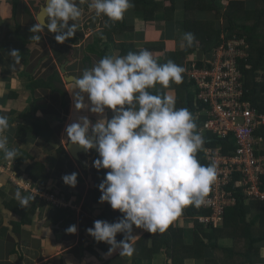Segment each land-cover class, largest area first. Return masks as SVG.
I'll return each instance as SVG.
<instances>
[{
    "label": "crops",
    "instance_id": "crops-1",
    "mask_svg": "<svg viewBox=\"0 0 264 264\" xmlns=\"http://www.w3.org/2000/svg\"><path fill=\"white\" fill-rule=\"evenodd\" d=\"M36 1L40 7L41 0H19L16 16L13 19L12 0H0V115H6L9 118L11 127L6 133L9 146L17 149L20 158H22L21 152L31 157L18 166L15 160L5 161L0 154V179L3 181V186L0 187V264H219L217 257L224 260L220 264H234L232 261L223 259L222 253L210 249V244L206 245L208 239L203 234L202 228L208 226L199 224L195 219L197 215L191 217L186 215L185 209L167 226L168 230L176 233V241L188 248L187 252L177 248L175 252L177 258L171 257L163 244L155 248L151 237H145L147 231L143 229L133 227L132 235L138 237L133 241L135 252L131 256L119 255V249L108 255L107 244L96 242L87 234L86 230L93 226L94 221L104 220L113 223L123 215L118 210H113L106 202L98 203L101 195L98 185L105 178L103 175L110 170L98 171L93 167V150L80 154L78 160H74L66 150L68 140L64 130L67 125L75 122L82 115L88 116L93 122L100 117L87 110L78 112L74 109L70 93L73 84L65 82L60 66L67 63L66 73L76 77L75 73L82 67L83 69L91 68L100 60L96 54L88 52L89 45L94 41L93 29L97 23L95 18L91 20L90 17L88 19L90 21L86 24L81 23L80 26L77 23L78 31L63 44L57 43L54 39L55 34L45 29L40 32L44 38L43 43H39L40 45L36 43L33 46L28 43L26 46V42L31 40L28 34L32 24L30 15L35 17L37 15L30 5L37 9L35 4H31ZM148 1L150 2L148 8L133 7L125 13L123 19L125 29L113 35L114 42L108 43L107 56H119V50L114 44H124L136 52L147 49L154 60L165 59L168 54H177L184 49L180 46V40L183 33L189 32L185 29L187 21L209 22L218 29H223L227 25L222 15L230 0H216L219 6L218 12L207 2L203 8V3L198 0H173V7L170 6V0ZM241 1L245 2L244 9H250V11L257 3V0ZM77 2L83 16V3L89 11L87 0L83 3L80 0ZM39 7L35 10L36 13ZM26 8L28 13L25 11ZM45 22H48L47 17ZM71 23L72 21H69V25ZM16 25L20 27V34L24 36L16 35ZM103 27L102 19L101 26L95 29L96 32ZM85 30L89 32L85 33ZM104 47L100 46L101 49ZM11 50H18L21 55L24 51L30 50V56L27 61L20 60L17 64L15 57L8 55ZM69 52L77 55H71ZM69 54L73 60L64 61ZM203 57V52L196 51L192 56L185 57L183 67L186 68L190 63L202 60ZM53 69L59 72L64 82L63 85H57V89L67 94L65 109L61 106V95L58 92L46 88H37L31 92L27 88L29 78L34 81H45L52 74ZM157 89L165 93L174 91L175 94L173 83H170L167 89L161 85ZM152 90L156 89L152 88ZM85 102H88L86 96ZM104 115L111 118L112 112L106 109ZM57 120L59 123L54 122ZM31 121L55 123L52 125L55 135L48 144L42 141L31 142L30 137L26 142L17 140L16 135L21 133V127L29 125ZM60 146L65 148L70 157V163L63 156L56 154L55 151ZM44 158L49 161V166L48 163H43ZM36 162L44 166L43 172L45 176L48 173V176L41 175L37 185L33 187L39 191V194L34 196L15 186L11 176L25 179L26 171L30 172ZM64 166L65 171L70 169L72 172L81 173L82 182H77L74 188L71 187L74 194L69 200L57 197L62 199L64 204L54 208L66 210V213L61 212L58 216H54L53 206L44 195L53 194L50 191L57 192L56 181L60 180L64 174H68L63 170ZM16 167L19 171H16ZM61 170L64 172L61 173ZM96 189L97 194H95ZM17 191L22 196L30 197L36 208L35 214L30 216L31 223L28 226L19 224L20 218L12 212V205L9 206L12 200L19 202L15 198ZM71 225L77 228L74 234L66 231ZM120 234L122 233L116 236L120 237ZM220 243L227 245L229 241L221 240ZM260 256L264 258V247L260 249ZM181 258L185 260L180 262Z\"/></svg>",
    "mask_w": 264,
    "mask_h": 264
},
{
    "label": "clouds",
    "instance_id": "clouds-1",
    "mask_svg": "<svg viewBox=\"0 0 264 264\" xmlns=\"http://www.w3.org/2000/svg\"><path fill=\"white\" fill-rule=\"evenodd\" d=\"M81 3L85 0H80ZM94 18H107L117 22L134 7L133 0H87ZM44 14L47 23L35 24L31 32L54 33L57 43L63 44L78 31L82 9L77 0H46ZM69 21H72L69 25ZM31 39L40 41L41 36ZM195 35L185 32L180 46L191 48ZM8 55L21 60L18 50ZM186 69L171 60L159 64L147 49L129 52L124 56H105L79 77L72 78L71 90L74 109L87 110L100 118L95 122L88 116H79L65 128L67 140L83 150L95 149L98 159L93 167L109 169L98 185L101 192L98 203H108L123 214L118 221L109 223L96 220L87 234L96 242L110 247L108 255L119 249V255L131 256L135 252L133 227L149 233L163 232L185 207H199L205 203L211 186L217 178L214 164L204 165L197 153L205 144L195 122V114L186 106L176 107L174 91L152 94L149 89L157 84L167 89L170 83L181 84ZM87 97V103L85 102ZM112 112L111 118L104 115ZM9 118L0 115V154L13 162L19 153L9 146L7 131ZM78 174L61 177L63 183L75 187ZM3 181L0 179V187ZM15 198L21 207L28 205L30 197L19 191ZM74 234L75 225L66 230ZM123 233L124 238L116 240Z\"/></svg>",
    "mask_w": 264,
    "mask_h": 264
},
{
    "label": "trees",
    "instance_id": "trees-1",
    "mask_svg": "<svg viewBox=\"0 0 264 264\" xmlns=\"http://www.w3.org/2000/svg\"><path fill=\"white\" fill-rule=\"evenodd\" d=\"M170 6L173 7V0H170ZM203 3V8H205V2L210 3V7L218 12V4L216 0H198ZM261 4L263 3V7L255 6L253 10L250 9L244 10L245 2L241 0H230L228 5L224 10V15H222L223 19L226 21V26L223 29L214 28L212 23L205 21H196L195 23L187 21L185 29L195 35V43L191 48H184L177 54H168L165 59H157V63L163 64L168 60L173 61L177 65L183 67V60L187 56H192L196 51L203 52V59L197 61L198 66H203V64L212 57L214 49H216L223 41L222 35L225 36L226 39L231 38L233 35L238 37H245L247 44L249 46L248 50V60L247 62L243 61L242 64V74H243V82L246 89H251V95L247 98L253 103H256L259 100V95L257 96V84L254 81V77L259 69L264 68V31L262 29L264 23V0H260ZM19 0H12L13 4V19L16 16V7L18 5ZM134 8H148L150 6V2L148 0H133ZM85 9L87 6L83 3ZM157 8V7H156ZM154 10V9H153ZM152 10V12H153ZM25 11L28 13V9ZM150 11V10H149ZM151 12V11H150ZM219 14V13H218ZM250 14L253 15V18L250 22H243L244 20H249ZM245 15V16H244ZM244 16V17H243ZM32 24L29 28L28 34L32 37L35 35H40V32H31L30 29L35 24L36 19L35 16L30 15ZM107 18H104V27L102 30L98 31L94 36V41L89 45L88 52L96 54L100 59L107 56V46L108 43H113V35L118 31L121 32L125 29L124 21L111 22L108 21V26L105 27V21ZM20 27L18 25L15 26V33L19 36H24L20 34ZM226 34H222L224 32ZM41 36V35H40ZM44 38L41 36L40 41L31 39L29 42H26V46L30 43L32 46L36 43H43ZM104 43L106 44L103 49L100 48V45ZM115 48L119 50V56H124L129 52H136L133 49H130V46L117 45L114 44ZM130 49V50H129ZM71 51H73L71 49ZM71 54V52H69ZM69 54V55H70ZM67 55L64 61H72L73 57ZM30 56V50H26L21 55V61H27V58ZM63 61V60H61ZM88 62V61H87ZM30 82L27 88L32 92L37 88H46L50 89L53 92H58L61 95V106L63 109L66 108L67 94L57 89V85H63L64 82L59 72L56 69H53L52 74L48 77L47 80H32L29 78ZM175 94H176V107H188L195 114V122L197 125H200L203 121L204 117L198 115V112L202 109L199 102L196 100L197 89L195 86V82L184 72L183 73V82L181 84H174ZM261 87V86H260ZM263 89V87H261ZM152 94H163L165 93L163 90H152L149 89ZM260 112L263 111L259 109ZM55 123H59V120L54 121ZM39 123L31 121L29 125L22 126V130L18 135H16L17 140L21 142H26L30 137V141H42L44 144H48L49 141L54 137L55 133L52 129L53 123ZM54 123V124H55ZM259 136H261L264 140V127H260L257 132ZM31 134V135H30ZM205 139V147H216L223 146V152H227L229 149H233V145H226L221 141L213 140V136L211 134L203 135ZM212 139L211 141H208ZM56 154H59L65 158L69 162L70 157L67 155L65 148L60 146L56 151ZM93 162L98 159V153L93 150ZM22 158H16L15 161L18 166L22 165L25 160L30 159L31 157L27 153H20ZM264 154V152H263ZM197 159L201 164L208 165L211 164L207 161L203 150L201 149L197 153ZM70 163V162H69ZM37 168L38 171L34 170ZM42 168V173L45 176V172H43V165L39 162H36L31 171L27 172L25 176V180L29 181L33 186L37 185L39 178L42 176L39 174ZM69 167V166H68ZM69 169V168H68ZM34 170V171H33ZM16 171H19V168L16 167ZM70 171V169H69ZM72 171H70L71 173ZM74 172V171H73ZM72 172V173H73ZM68 173V174H70ZM77 173V172H75ZM78 174V173H77ZM40 175V176H39ZM48 173L46 174V176ZM65 175V174H64ZM45 176V177H46ZM77 182H82L80 178V174L77 176ZM260 188L264 190V176L260 178ZM57 192L50 191L58 198H63L69 200L71 196L74 194L72 188L65 185L63 181L58 183ZM231 189V187H229ZM233 194L235 196V204L231 207L225 209L224 217L222 224L214 228L212 226H208L207 228H202L203 234L207 236V244H210V249L215 250L217 252L222 253L223 259L226 261H232L234 264H264V258L260 256V249L264 247V205L259 201L249 200L245 195H243L241 189L233 188ZM98 190H95V194H97ZM30 194V192H29ZM94 194V195H95ZM12 205V212L20 218V225L28 226L31 223L30 216L35 214L36 208L30 199V202L24 208L21 207L19 202L9 203V206ZM54 216H58L61 212H65L66 210H59L52 207ZM185 214L189 217L194 215H208L207 211H203L196 206L189 205L184 208ZM123 216V215H122ZM169 232V233H168ZM145 237H151L152 243L155 248L161 247V244L164 245L165 250L171 255L173 258H177L175 255L176 249L181 248L184 252L188 251V248L176 241V233L168 230V227L165 228L163 232L157 231L155 233H146ZM124 238V234H120L116 236V240L120 241ZM221 240H227L229 243L227 245H223L220 243ZM158 246V247H157ZM109 245H106V248H109ZM191 249H193L191 247ZM194 250V249H193ZM219 264L224 262V260L217 257ZM185 258H181L179 261L183 262ZM231 264V263H230Z\"/></svg>",
    "mask_w": 264,
    "mask_h": 264
},
{
    "label": "built area",
    "instance_id": "built-area-1",
    "mask_svg": "<svg viewBox=\"0 0 264 264\" xmlns=\"http://www.w3.org/2000/svg\"><path fill=\"white\" fill-rule=\"evenodd\" d=\"M248 50L245 37L233 35L226 39L223 36L222 43L203 66L193 62L185 68V73L195 82L196 100L202 108L198 112L204 117L199 125L200 134H211L213 140L233 145L227 152H223L221 145L202 148L207 161L216 166L217 178L205 203L198 207L208 215L195 219L214 228L222 224L225 209L235 204L232 187L241 189L249 200L264 205V190L260 188V178L264 176V140L256 133L264 127V68L254 77L258 85L256 95L260 98L253 105L247 98L252 90L245 88L241 71L243 61L248 60ZM11 181L21 190L39 194L25 179L11 176ZM44 197L53 207L64 204L54 194Z\"/></svg>",
    "mask_w": 264,
    "mask_h": 264
},
{
    "label": "rangeland",
    "instance_id": "rangeland-1",
    "mask_svg": "<svg viewBox=\"0 0 264 264\" xmlns=\"http://www.w3.org/2000/svg\"><path fill=\"white\" fill-rule=\"evenodd\" d=\"M45 0H41V3H43ZM31 4H35V6H37V9H38V7H39V5H38V3H37V1L36 2H33V3H31ZM261 5V7H263V3L261 4V1L260 0H257V3H256V6H260ZM31 6V8L33 9V11L35 12V14H37L36 12L37 11H35V10H37V9H34L33 7H32V5H30ZM34 6V5H33ZM245 10V9H244ZM83 11H84V14H83V16H81V18L78 20V21H76V23H78L80 26H81V23H84V24H86L88 21H90V20H88L89 19V17L91 18V20H93V18H94V13H93V11L91 10V9H89V11L88 10H86L85 8H83ZM246 11V10H245ZM245 16V15H244ZM243 16V17H244ZM253 18V15L252 14H250V17H249V20H244V21H242V23L243 22H250V20ZM103 19V23H104V18H95V22L97 23V26L95 27V29H98V27L99 26H101V20ZM90 23V22H89ZM95 29H93V33H94V36L97 34V32H96V30ZM262 29H263V31H264V23H263V27H262ZM87 32H89L88 30H85V33H87ZM224 34H226L225 32H224ZM100 46H105V44L104 43H102ZM72 54H74L73 52L71 53V55ZM74 55H77V54H74ZM85 70V68L83 69V67L80 69V71L79 72H77V73H75V75H77L76 77H79V76H81L82 75V72ZM73 71V70H72ZM72 71H70L71 73H72ZM72 84V83H71ZM160 85L159 84H157L154 88L156 89V90H161V89H157L158 87H159ZM95 115V114H94ZM48 122H45V124H47ZM59 126H61L62 124H58ZM66 139V138H65ZM92 156H93V153H92ZM44 160L45 161H43V163L44 164H46V163H48V166H49V161L46 159V158H44ZM47 166V167H48ZM44 167V166H43ZM41 168V167H40ZM48 168H50V167H48ZM64 169V171L66 170V167L64 166L63 167ZM34 170H36V171H38V169L35 167L34 168ZM33 170V171H34ZM63 170H61V173L62 172H64ZM51 171H53V170H51ZM66 173H70V171L69 170H67V171H65ZM72 173V172H71ZM70 173V174H71ZM92 174L94 173V171L92 170V172H91ZM40 175H42L43 173H42V168H41V170H40V173H39ZM78 174H79V172H78ZM81 174V173H80ZM99 174V176L101 175L100 174V172L98 173ZM106 174V173H105ZM39 175V176H40ZM48 176V175H47ZM83 177H84V175H83ZM105 177V175H103V178ZM62 180L60 179V180H58V181H56V186L58 185V183H60ZM55 183V182H54ZM56 191H58V189H56ZM34 196H36V194H34V193H32Z\"/></svg>",
    "mask_w": 264,
    "mask_h": 264
},
{
    "label": "water",
    "instance_id": "water-1",
    "mask_svg": "<svg viewBox=\"0 0 264 264\" xmlns=\"http://www.w3.org/2000/svg\"><path fill=\"white\" fill-rule=\"evenodd\" d=\"M44 7H46V3H45L44 6H41V7H40V10H39V12L37 13V15H36V17H35L36 22L41 23V24L46 23V22H45V20H46V16H45V14H44ZM66 65H67V63L62 64V65L60 66V71H61V73L65 76V77H64L65 82H66V83H72L71 81H72V78H73L74 76H72V75H68V74L66 73V70H65V66H66ZM86 68H87V66H86ZM192 112H193V111H192ZM193 113H194V112H193ZM198 129H199V125H198ZM210 141H211V140H210ZM66 150H67L68 154H69L74 160H78L80 154L87 153V151L83 150L80 146H78V145H72V144H70L69 142L67 143ZM92 150H94V149H92Z\"/></svg>",
    "mask_w": 264,
    "mask_h": 264
},
{
    "label": "flooded vegetation",
    "instance_id": "flooded-vegetation-1",
    "mask_svg": "<svg viewBox=\"0 0 264 264\" xmlns=\"http://www.w3.org/2000/svg\"><path fill=\"white\" fill-rule=\"evenodd\" d=\"M45 3H46V0L42 3V5H40V7H41V6H44ZM40 7H39V10H40ZM39 10H38V12H39Z\"/></svg>",
    "mask_w": 264,
    "mask_h": 264
}]
</instances>
